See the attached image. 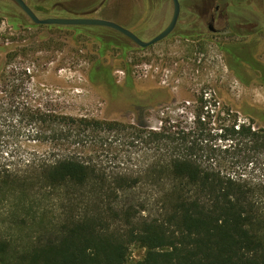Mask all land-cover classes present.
I'll list each match as a JSON object with an SVG mask.
<instances>
[{
    "label": "trees",
    "instance_id": "trees-1",
    "mask_svg": "<svg viewBox=\"0 0 264 264\" xmlns=\"http://www.w3.org/2000/svg\"><path fill=\"white\" fill-rule=\"evenodd\" d=\"M16 90L0 91V264H264V127L236 114L214 135L203 95L179 130L57 114Z\"/></svg>",
    "mask_w": 264,
    "mask_h": 264
},
{
    "label": "rangeland",
    "instance_id": "rangeland-1",
    "mask_svg": "<svg viewBox=\"0 0 264 264\" xmlns=\"http://www.w3.org/2000/svg\"><path fill=\"white\" fill-rule=\"evenodd\" d=\"M28 1L47 11L59 6L65 13L93 11L95 16L120 21L145 41L163 30L173 14L171 0ZM248 4L242 0L238 8V35L230 30L220 35L200 36L191 25L190 30L184 28L193 19L184 12L177 29L183 32L182 37L174 34L149 47L129 50L127 60L114 43L136 45L121 35L110 33L111 51L101 57L95 51L97 43L88 45L91 40L87 38L80 39V43L85 39L86 44L82 43L78 50L72 44L70 32L51 42L39 38L42 29L37 30L39 35H33V39L28 32L17 34V40L8 39L13 30L4 18L0 21V71L3 69L0 91L7 90L10 94L12 87H17L14 92L17 99H34L37 107L40 103L57 114L118 120L147 129H159L171 123L179 130L194 128V115L201 112L198 105L203 95L207 101L204 116L214 135L236 114L264 127V33L244 25L257 19L262 21L264 5L260 0ZM29 39L37 45L48 43L46 47L55 50L37 51L36 56H44L43 60L33 62L18 54L9 62L11 49L25 51L24 44ZM48 56L50 60L46 61ZM99 61L113 69L110 78L117 89L110 87L104 71L92 78V69L99 68ZM127 63L133 71L132 85L126 80ZM142 147L141 143L123 145L118 141L111 148L120 155H129ZM144 254V248L132 246L130 262L142 259Z\"/></svg>",
    "mask_w": 264,
    "mask_h": 264
},
{
    "label": "flooded vegetation",
    "instance_id": "flooded-vegetation-1",
    "mask_svg": "<svg viewBox=\"0 0 264 264\" xmlns=\"http://www.w3.org/2000/svg\"><path fill=\"white\" fill-rule=\"evenodd\" d=\"M24 1L31 8V10L36 14V16L39 19H46V18H97V19L109 20L106 17L95 16L93 14V11H88V12H84L81 14L73 13V12L65 13L62 10L61 6H59V8L56 10H50V11L48 10L47 11V10H43V9H37L28 0H24ZM241 1L242 0H232L230 2L228 0H179L180 13H179L178 22H177L174 30L167 37L174 35V34L179 35L181 37L183 36V32H178L177 29L179 27L182 14L184 12H188L190 17L192 16V18H193V19L190 18L188 25L184 26V28L185 29L187 28L188 30H190L189 25H191V27L194 29L193 31L198 30V32H196V34H198L200 36H207V34L220 35V34L227 33L230 30L234 31L238 35L239 31H237V29H239V25H240L238 8H239ZM255 1L256 0H247V2L249 3L248 4L249 6H251V4ZM171 2L173 5V13H174V2H173V0H171ZM260 2H262V4L264 5V0H260ZM172 16H173V14H172ZM4 18L6 19L7 23L12 26V30H13V33H11L10 36H7L8 39H12V40L16 39V35L20 34L21 32L32 33L31 39H33V38H35V36H33V35H39L37 30L42 29L43 34L39 35V38L41 40L44 39V40L51 42L53 40V38H57V36H62L66 32L67 33L70 32V34H72V37L70 38L72 41V44H75L77 46L78 50H81L80 47L83 46L82 43H84L86 41L84 39V42L80 43V39L87 38L88 40H91L88 43V45L91 44L92 42L97 43L98 47L96 48L95 51H98V53L101 57H104V55H106V53L108 51H111L109 47L112 45V43H111L112 41L110 40L112 37V34H110V33L118 34V35H121L123 37L130 39L129 37H127L125 34L121 33L120 31H118L112 27L104 26V25L37 23L16 2V0H0V21L3 20ZM110 21H113V22L125 27V25L121 24L120 21L119 22L116 20H110ZM221 22L223 23V25H221ZM244 25H245V28H250V29L254 28L255 31L260 30L261 32L263 31V33H264V16H263L262 21H260V19H257V20H253L251 22H247ZM125 28H127V27H125ZM92 30L93 31L98 30L99 31V33H97L98 35L95 34L94 32H90ZM31 39H29L28 41L25 42L24 46L27 47V49H25V51H44L46 49L51 50V51L55 50L54 48L50 49V48L46 47L45 44H48V43L44 44V43L40 42V44L37 45ZM131 42L140 48H144V47L137 45L133 40H131ZM31 44H32V46H31ZM84 44H86V43H84ZM114 44L116 46H118L121 51H123V52L127 51V44L126 43H123V44L120 43L119 44V43L115 42ZM11 50L12 51H19V49L17 47L15 49L13 47V49H11ZM48 59L50 60V56L46 57V61ZM97 63L99 65V68L96 67L95 69H99V70L104 71V72L113 71V69L109 68L107 65L103 64L101 61H99Z\"/></svg>",
    "mask_w": 264,
    "mask_h": 264
},
{
    "label": "water",
    "instance_id": "water-1",
    "mask_svg": "<svg viewBox=\"0 0 264 264\" xmlns=\"http://www.w3.org/2000/svg\"><path fill=\"white\" fill-rule=\"evenodd\" d=\"M16 2L31 16V18L37 23H44V24H84V25H104L112 27L121 33L125 34L131 40H133L137 45L141 47H148L153 45L159 41H162L166 38L175 28L179 13H180V4L179 0H173L174 2V13L170 23L163 29L158 35L153 37L152 39L145 41L137 36L133 31L125 28L113 21L110 20H103L97 18H46V19H39L36 14L31 10V8L25 3L24 0H16Z\"/></svg>",
    "mask_w": 264,
    "mask_h": 264
}]
</instances>
